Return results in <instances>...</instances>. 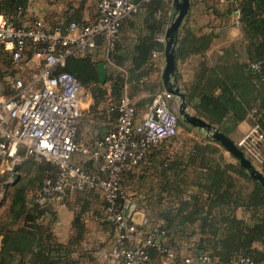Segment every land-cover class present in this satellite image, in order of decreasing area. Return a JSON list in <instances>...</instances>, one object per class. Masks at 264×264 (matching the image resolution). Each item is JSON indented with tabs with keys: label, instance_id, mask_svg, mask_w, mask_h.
Returning <instances> with one entry per match:
<instances>
[{
	"label": "trees",
	"instance_id": "obj_1",
	"mask_svg": "<svg viewBox=\"0 0 264 264\" xmlns=\"http://www.w3.org/2000/svg\"><path fill=\"white\" fill-rule=\"evenodd\" d=\"M29 1L0 0V14L15 26H22ZM86 1L80 0L79 7L73 12H70L71 5L60 16L53 13L47 17L45 21L49 30L54 32L59 29L64 34L71 21L83 20ZM214 12L219 15L236 13L237 23L243 32L242 46L239 48L236 43H231L223 48L218 61L211 64L207 51L215 34L212 31H197L190 22V16L185 17L176 48L177 64L193 55L201 57L193 79L183 87L187 106L227 136L248 118L258 123L264 132V0H227L224 13L217 9ZM174 13V0H150L142 5L138 14L122 22L120 38L110 54L112 63L102 57L104 42L99 39L93 53L67 55L65 65L54 69L53 74L60 71L72 73L83 86L91 89L94 98L90 109L97 115L96 132L91 133L87 140L81 138L82 128L87 125L83 120L77 129L76 141L94 147L113 129L120 114L119 100L124 94L134 99L138 91L150 92L149 96L136 102L139 113L140 107L150 105L155 94L164 90L161 83L149 79L151 71L148 67L153 52L165 48V44L157 40V35L165 32ZM39 49V45L32 44L25 53L32 57ZM9 52V63L5 62L13 64ZM6 54V46L0 44V57ZM102 61L108 69L104 84L100 83L98 73V64ZM254 110L255 119L252 117ZM206 137L214 145H209L207 149L198 146L184 164L162 155L158 158L151 156L150 151L155 145L150 149L141 163L146 164L141 173V188L148 179V164L152 163L158 178V199L156 203H145L150 227L147 223L138 227L144 233L153 232L179 256H183L182 248L188 244V248L196 254L208 255L211 260L208 264H238V260L245 256L264 263V187L239 163L223 164L222 158L214 154L221 149V143L211 136ZM262 151L263 161L259 167L264 174V143ZM81 165L87 170H96L92 161H83ZM194 166L200 172L196 180L188 181L187 168ZM27 169L34 179L29 181L23 177L14 185L9 215L0 219V264H77L72 253L86 235L84 214L93 210L97 217H102L106 200L94 190L69 191L68 196L73 192L78 194L75 206L80 205L81 209L73 215L69 240L62 243L52 225L55 211L51 204L54 201L29 206L27 200L29 190L39 189L46 176L55 179L59 169L48 161ZM232 171L252 183L251 189L244 191ZM135 175V171L125 172L121 186L128 188ZM190 185L197 191L187 192ZM141 193L145 195L144 190ZM94 205L104 209H94ZM239 209L244 212L242 216L238 214ZM256 243H261L263 247H256ZM150 253L159 262L156 248L151 247Z\"/></svg>",
	"mask_w": 264,
	"mask_h": 264
},
{
	"label": "built area",
	"instance_id": "obj_2",
	"mask_svg": "<svg viewBox=\"0 0 264 264\" xmlns=\"http://www.w3.org/2000/svg\"><path fill=\"white\" fill-rule=\"evenodd\" d=\"M149 1L99 0L95 19L73 20L64 34L59 29L50 31L42 17L15 26L0 14V44L10 46L13 64L16 66L24 59L32 44L39 45L43 59L31 80L15 79L11 92H0V173L24 157L45 159L57 165L58 176L55 179L46 176L35 192L37 204L62 202L71 190L100 192L107 202L105 219L115 227L114 240L107 251L110 264H208L211 260L205 253L179 256L153 232L144 233L124 213L131 200L121 186L123 174L135 171L154 145L178 133L179 114L170 104L175 95L166 89L159 91L140 115L135 99L124 94L119 100L116 125L91 147L76 141L83 113V84L70 72L53 74L55 68L65 65L67 55L93 53L99 39L104 42L102 57L112 63L110 54L120 38L122 22L138 14ZM157 39L166 41L165 35H158ZM255 113L256 110L252 112L253 119ZM263 143L264 132L258 123H253L238 141L257 167L263 161ZM77 155L84 161H92L96 170L83 167L76 160ZM148 221L145 214L142 224ZM151 247L158 251L159 262L151 255ZM238 264L264 263L245 256Z\"/></svg>",
	"mask_w": 264,
	"mask_h": 264
},
{
	"label": "rangeland",
	"instance_id": "obj_3",
	"mask_svg": "<svg viewBox=\"0 0 264 264\" xmlns=\"http://www.w3.org/2000/svg\"><path fill=\"white\" fill-rule=\"evenodd\" d=\"M99 0H87L85 8L88 10V12L93 13L97 9ZM52 3L55 4L53 7V12H57L59 5H63L64 11L67 7L73 5V7L70 9V12H73L75 8L79 7L80 0H52ZM71 3V4H70ZM50 12V13H53ZM49 13V14H50ZM47 15V14H46ZM43 15V18L47 20V16ZM35 17H41V16H35ZM34 17V18H35ZM33 18V19H34ZM6 50L8 54L5 56L0 57V92L1 93H8L12 90V85L15 79L21 78L22 81L27 82L31 80L32 76L38 71L40 65L43 62L42 56L40 53H36L32 57H29L28 53H25L24 59L18 64L13 65L8 64L10 59V48L6 47ZM9 50V51H8ZM5 61H8L5 62ZM135 101L141 100V91L137 92V95L134 97ZM81 102L83 107V113L79 121L78 127H80L81 122L84 120L87 122V125L82 128L81 131V138L87 140L89 139V136L91 133L96 132V127L98 126V123L96 122V113L90 109V106L94 103V98L91 92L90 88H87L83 86L82 92H81ZM180 98L173 96V98L170 101V104L174 107V109L177 111L180 117L179 121V129L176 136L173 138L160 142L156 144L150 151L151 156H164L169 157L171 159H176L179 163L182 162L183 164L186 162V158L188 155L195 151V149L198 146H204L207 147L209 145H214L213 143H210L208 137H206L203 133V128H199L189 122H187L184 117L179 113V106H180ZM103 105L100 107L103 108ZM149 106V105H148ZM148 106L141 109L139 108V114H143L145 110L148 108ZM189 111L191 113H194V110L191 107H188ZM195 114V113H194ZM213 138V137H212ZM214 139V138H213ZM209 150V149H208ZM214 150V149H213ZM214 154L217 158H222L223 164L229 163V164H236L231 160L229 157H227L224 152L219 149V151H214ZM76 160L83 162L84 159L80 157L79 155L76 156ZM48 161L45 159L37 160L33 157H24L20 158L19 161L16 163H19L20 169L19 173L20 176L16 182H14L13 178V172L6 168V170L3 173H0V219H6L9 215V206L12 201V194L14 192V185L23 177H26L27 180L31 181L34 179V176L32 173H30L27 169V167L36 166L38 163ZM51 162V161H48ZM52 163V162H51ZM183 167H185L183 165ZM148 179H145L144 184L147 188V191L145 192V196L142 193L141 199L143 198V201L145 203L151 201L152 203H156L158 196L156 195L157 189H158V178L156 175V169L152 166V163L148 164ZM200 170L194 167H188L187 168V174L189 176L188 181L196 180L197 175L199 174ZM233 174L236 176V178L239 181V184L244 187V191H248L252 187V183L247 181L243 176L239 175L237 172L232 171ZM144 187V186H143ZM123 191L125 192V195L129 197L126 193V188H123ZM38 189H31L29 190V193L27 195L28 205L32 206L34 203V194ZM190 190V191H189ZM196 188L194 186H188L187 192H196ZM150 193V194H149ZM78 199V194L76 192L71 193L66 201L59 202L54 201L53 204H51L54 213V222L53 230L57 236V238L62 242L66 243L70 235L72 233V230H69V218L71 215H75V211H79L81 209L80 205L75 206V202ZM69 202V203H68ZM59 204H65L67 209L69 210H59L58 206ZM74 210H73V208ZM94 209H104L102 206L94 205L92 206ZM72 208V209H71ZM104 213V210H103ZM51 217V215H50ZM104 217V215H103ZM84 218L86 220V235L85 238L77 245L75 246V251L72 253V257L74 260H76L77 264H103V261L101 258H104V254L102 251L106 248V245L108 243L111 245L113 242V239L109 241L106 236L103 235V232L98 228V224L103 223L101 221H98L97 215L94 213L93 210L87 212L84 214ZM106 223L102 225L103 231L110 230L111 233L115 232L114 224L111 223L107 227L105 226ZM101 257V258H100Z\"/></svg>",
	"mask_w": 264,
	"mask_h": 264
},
{
	"label": "crops",
	"instance_id": "obj_4",
	"mask_svg": "<svg viewBox=\"0 0 264 264\" xmlns=\"http://www.w3.org/2000/svg\"><path fill=\"white\" fill-rule=\"evenodd\" d=\"M54 6L55 4L52 3V0H30L28 8H27V14L25 18L26 20H24V24L25 25L30 24L34 20L33 18L35 16H41L43 18V15L47 14L46 16L49 17L53 13L57 16H60L63 12L62 11L63 7H65L64 4L59 5L57 12L50 11V10H53ZM226 6H227V0H191V7L187 14L190 16V22L192 23V26L197 31H201V32L212 31L215 34V38L211 44V47L207 51V58L211 64H215L218 61L220 56L223 54V48L229 46L231 43H236L237 46H239V48L242 46L241 43L243 39V32H242L240 25L237 23L236 13L229 14V15H219L214 12V9H217L221 13H224ZM50 12H53V13H50ZM97 14H98L97 9L95 10V12L90 13L85 8L83 10V19L87 21L93 20L97 17ZM155 15L158 17V14H155ZM174 16H175V13L172 16L171 22ZM170 23L165 28V32L159 35H165L166 30L168 26L170 25ZM160 42H163L164 44L166 43V41H160ZM6 47L10 48L9 45ZM200 59L201 57L199 55H193L189 59L183 62H178L176 66V76L178 80V85L181 87L183 92H184V89H183L184 85L193 79L196 66ZM165 62H166L165 48L164 50H156L153 52V55L151 57V62L148 67V69L151 71L149 79L153 82H157L159 84L161 83L164 89H166L164 85V79H163V71L165 68ZM149 95H150L149 91L141 92V97H146ZM252 124H253V121L251 118L243 120L242 122L239 123L236 130L232 134H230L228 137H230L231 139H233L235 142L238 143V141L242 137H244L245 134L248 132V130L251 128ZM203 133L206 136H211L210 131H207L205 129H203ZM219 146L221 147L222 151L227 157L233 160V162L239 163V161L235 157H233L231 153L222 144ZM145 167H146V164L144 163V165L143 164L140 165L135 170L136 177L135 179L129 182L128 188H126L128 189L126 194L129 196V199L135 202L137 205L131 218L134 222L141 224V225L143 223V219L146 214L145 210H147L148 208V206L145 205V201H143V198L141 200V196H142L141 190L142 191L144 190V192L147 191V188L145 185L144 187L141 188V173H143V169H145ZM58 209L63 210V211L68 210L65 204H59ZM238 214L239 216H242L244 214L242 209L238 210ZM72 219H73V215H71L69 218V222H68L69 230H71ZM97 220L103 222V223H100L101 225L98 224V228H100V230L103 232V235L106 236V238L109 241H111L112 239L114 240L115 232L111 233L110 230L103 231L102 229V225L105 223V221H106V224H105L106 227L111 224L110 221H107L105 219V210H104V213H102V217L97 218ZM146 225L150 227L148 223ZM0 245H1V238H0ZM109 246L110 244L108 243L104 251H102V253L104 254V258L100 257L101 260L103 261V264H110V260L107 258V251H108ZM189 246L190 245L185 244L182 248V253L184 255H189V256L196 254L193 250L188 248ZM256 247L262 248L263 245L261 243H256Z\"/></svg>",
	"mask_w": 264,
	"mask_h": 264
},
{
	"label": "water",
	"instance_id": "obj_5",
	"mask_svg": "<svg viewBox=\"0 0 264 264\" xmlns=\"http://www.w3.org/2000/svg\"><path fill=\"white\" fill-rule=\"evenodd\" d=\"M139 1V0H134ZM175 6V16L168 26L165 37V68L163 71V79L164 85L167 91L171 92L176 97H179L181 102L179 106V113L184 117V119L199 127L203 128L207 131H210L211 136L216 140L219 141L230 153L233 157H235L239 163L242 165L244 169H246L250 175L258 180L262 186L264 187V174L257 167L252 160L246 155L241 147H239L238 143L235 142L233 139L222 133L217 127L213 124L207 122L203 118L191 113L188 109L185 94L181 87L178 85V80L176 76V48L178 44L179 38V31L182 25V22L186 15L188 14L190 7H191V0H174ZM98 73H99V81L101 84H104L107 81L108 69L107 65L104 61L98 64ZM173 80V81H172ZM0 164H1V157H0ZM19 163H14L9 169L13 172L14 182H16L20 176ZM136 203L133 201H128L127 205L125 206L124 213L129 218L132 217L133 212L136 209Z\"/></svg>",
	"mask_w": 264,
	"mask_h": 264
}]
</instances>
